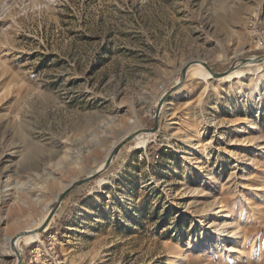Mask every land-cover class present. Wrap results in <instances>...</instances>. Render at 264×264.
Masks as SVG:
<instances>
[{
    "label": "rangeland",
    "instance_id": "obj_1",
    "mask_svg": "<svg viewBox=\"0 0 264 264\" xmlns=\"http://www.w3.org/2000/svg\"><path fill=\"white\" fill-rule=\"evenodd\" d=\"M255 16L264 0H0V264L136 131L21 264H264ZM191 61L235 71L178 86Z\"/></svg>",
    "mask_w": 264,
    "mask_h": 264
},
{
    "label": "water",
    "instance_id": "obj_2",
    "mask_svg": "<svg viewBox=\"0 0 264 264\" xmlns=\"http://www.w3.org/2000/svg\"><path fill=\"white\" fill-rule=\"evenodd\" d=\"M262 60H264V54H261V55H257V56H251V57H244V58H240L239 59V62H240V64L241 65H245V64H249V63H256V62H260V61H262ZM194 63H200V64H202L210 73H211V75L213 76V77H215V78H224V77H227V76H229L233 71H235L234 69H235V63H234V65L231 67V69L229 70V71H226V72H223V73H220V74H218V73H214L213 71H212V69H211V67L210 66H208L206 63H204L203 61H191V62H188L185 66H184V68L182 69V72H181V80H180V82H179V84H178V86L180 85V84H182L183 83V81L185 80V77H186V74H187V69H188V67L190 66V65H192V64H194ZM156 129H157V125L154 127V128H152V129H145V130H142V132H150V133H153V132H155L156 131ZM136 133H138V131H136V132H134L133 134H130V135H128V136H126L125 138H123L119 143H118V145L116 146V148L113 150V152H112V154L109 156V158L106 160V162H105V165H104V167L103 168H101V169H96L95 171H91V173L87 176V177H85V178H83V179H78V180H76V181H74V182H72L61 194H60V196L58 197V200H57V204H56V206L55 207H53L52 209H51V211H50V213H49V215H48V221L49 220H51L54 216H55V214H56V212H57V210L59 209V207H60V205H61V203L63 202V200L76 188V187H78V186H80V185H82L83 183H85V182H88V181H90V180H93L95 177H97L99 174H101L103 171H105V169H107L108 167H109V165L111 164V162H112V160H113V158H114V156L116 155V153L118 152V150L120 149V146L124 143V141L125 140H127L129 137H131V136H134ZM140 133V132H139ZM48 221H46L43 225H41V227L38 229V231H43L44 229H45V227L47 226V222ZM25 234H27V233H25L24 231L23 232H21L20 234H18V236H24ZM22 258H19L18 259V261H17V263L16 264H21L22 263Z\"/></svg>",
    "mask_w": 264,
    "mask_h": 264
},
{
    "label": "bare ground",
    "instance_id": "obj_3",
    "mask_svg": "<svg viewBox=\"0 0 264 264\" xmlns=\"http://www.w3.org/2000/svg\"><path fill=\"white\" fill-rule=\"evenodd\" d=\"M262 62H264V60H262V61H260V62H256V63H262ZM205 68V67H204ZM206 69V68H205ZM207 70V69H206ZM208 71V70H207ZM209 72V71H208ZM233 73V72H232ZM231 73V74H232ZM202 74L204 75V76H208V73L206 72V71H203L202 72ZM230 74V75H231ZM211 76V75H210ZM139 135V134H138ZM137 137V136H136ZM107 160V159H106ZM106 160L100 165V166H98L97 168L98 169H101V168H103L104 167V165H105V162H106ZM97 168H95V169H92V171H95ZM90 173H91V171H90ZM103 173V172H102ZM67 188V187H66ZM58 196V195H57ZM59 197V196H58ZM58 197H57V199H58ZM52 209V208H51ZM57 213V212H56ZM56 215V214H55ZM226 215H225V213H224V210L222 209V210H220V215H219V217H225ZM47 217H48V215H47ZM45 218L43 221L42 220H37V221H33L28 227V229L27 230H24V232L25 233H27V234H25L24 236H18V234H16V236L15 237H13V239H12V241H11V239L9 240V243L11 242V246H12V249H13V252L15 253L14 255L16 256V258H17V261H18V259L19 258H22V255H21V241H25L26 243H31V242H33V241H36V240H38L39 239V237H40V233H42L43 231H45L48 227H49V225L51 224V221H52V219L54 218H52L51 220H47L48 218ZM46 221H48L47 222V226L45 227V229L43 230V231H38V229L41 227V225H43ZM23 232V231H22Z\"/></svg>",
    "mask_w": 264,
    "mask_h": 264
},
{
    "label": "built area",
    "instance_id": "obj_4",
    "mask_svg": "<svg viewBox=\"0 0 264 264\" xmlns=\"http://www.w3.org/2000/svg\"><path fill=\"white\" fill-rule=\"evenodd\" d=\"M255 17V24L251 25V30L255 34V49H264V29L261 30V27L258 26V24H261V20H259L257 16ZM252 49L253 48H251L250 50Z\"/></svg>",
    "mask_w": 264,
    "mask_h": 264
}]
</instances>
